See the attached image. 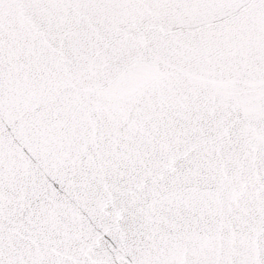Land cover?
<instances>
[{"label":"snow or ice","instance_id":"6c2138e0","mask_svg":"<svg viewBox=\"0 0 264 264\" xmlns=\"http://www.w3.org/2000/svg\"><path fill=\"white\" fill-rule=\"evenodd\" d=\"M0 264H264V0H0Z\"/></svg>","mask_w":264,"mask_h":264}]
</instances>
